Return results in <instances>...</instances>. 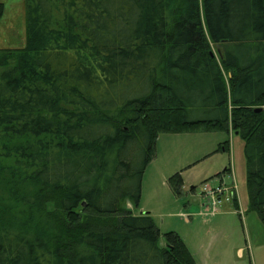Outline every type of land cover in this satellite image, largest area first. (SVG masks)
<instances>
[{
	"label": "trees",
	"instance_id": "obj_1",
	"mask_svg": "<svg viewBox=\"0 0 264 264\" xmlns=\"http://www.w3.org/2000/svg\"><path fill=\"white\" fill-rule=\"evenodd\" d=\"M25 2V47L0 49V264H197L126 206L161 134L231 124L264 224V0Z\"/></svg>",
	"mask_w": 264,
	"mask_h": 264
},
{
	"label": "rangeland",
	"instance_id": "obj_2",
	"mask_svg": "<svg viewBox=\"0 0 264 264\" xmlns=\"http://www.w3.org/2000/svg\"><path fill=\"white\" fill-rule=\"evenodd\" d=\"M0 2L5 5L0 49L25 47V0ZM213 52L218 55L217 46ZM256 108L264 112V105ZM244 149V140L231 124L228 132L161 134L143 175L140 203L127 200L126 206L134 215L153 218L161 246L164 234L178 233L197 264H264L256 248L264 241V224L251 209ZM176 175L182 178L177 191L172 184ZM205 185L221 199L216 209L204 193Z\"/></svg>",
	"mask_w": 264,
	"mask_h": 264
},
{
	"label": "built area",
	"instance_id": "obj_3",
	"mask_svg": "<svg viewBox=\"0 0 264 264\" xmlns=\"http://www.w3.org/2000/svg\"><path fill=\"white\" fill-rule=\"evenodd\" d=\"M204 193H206V195L209 197L214 209L221 205V199L217 198L216 192L210 193L206 185L204 187Z\"/></svg>",
	"mask_w": 264,
	"mask_h": 264
},
{
	"label": "crops",
	"instance_id": "obj_4",
	"mask_svg": "<svg viewBox=\"0 0 264 264\" xmlns=\"http://www.w3.org/2000/svg\"><path fill=\"white\" fill-rule=\"evenodd\" d=\"M187 245V244H186ZM256 248H257V254L259 256V258L261 260H263L264 262V241H262L261 243H257L256 244ZM194 256V255H193Z\"/></svg>",
	"mask_w": 264,
	"mask_h": 264
},
{
	"label": "water",
	"instance_id": "obj_5",
	"mask_svg": "<svg viewBox=\"0 0 264 264\" xmlns=\"http://www.w3.org/2000/svg\"><path fill=\"white\" fill-rule=\"evenodd\" d=\"M256 111H257V112H263V109H257ZM82 206H83V207H86V203L84 202V203L82 204Z\"/></svg>",
	"mask_w": 264,
	"mask_h": 264
}]
</instances>
